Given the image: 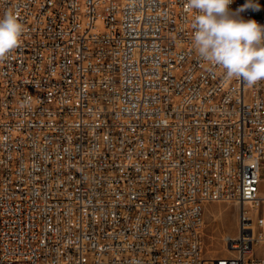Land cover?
I'll list each match as a JSON object with an SVG mask.
<instances>
[{
	"label": "built area",
	"instance_id": "obj_1",
	"mask_svg": "<svg viewBox=\"0 0 264 264\" xmlns=\"http://www.w3.org/2000/svg\"><path fill=\"white\" fill-rule=\"evenodd\" d=\"M255 2L239 15L264 25ZM7 11L25 31L0 61V264H264V80L210 70L186 0ZM221 201L233 254L208 256Z\"/></svg>",
	"mask_w": 264,
	"mask_h": 264
},
{
	"label": "clouds",
	"instance_id": "obj_2",
	"mask_svg": "<svg viewBox=\"0 0 264 264\" xmlns=\"http://www.w3.org/2000/svg\"><path fill=\"white\" fill-rule=\"evenodd\" d=\"M234 0H186L193 11V47L210 70L221 68L225 79H237L248 86L264 80V25L245 20L239 13L259 11L255 0H247L236 12L229 8ZM25 31L18 14L7 11L0 18V61L20 44Z\"/></svg>",
	"mask_w": 264,
	"mask_h": 264
},
{
	"label": "rangeland",
	"instance_id": "obj_3",
	"mask_svg": "<svg viewBox=\"0 0 264 264\" xmlns=\"http://www.w3.org/2000/svg\"><path fill=\"white\" fill-rule=\"evenodd\" d=\"M261 192L264 193V162L261 168ZM238 209L233 202H212L204 209L203 241L208 256L228 255L225 237L233 236L237 228Z\"/></svg>",
	"mask_w": 264,
	"mask_h": 264
},
{
	"label": "bare ground",
	"instance_id": "obj_4",
	"mask_svg": "<svg viewBox=\"0 0 264 264\" xmlns=\"http://www.w3.org/2000/svg\"><path fill=\"white\" fill-rule=\"evenodd\" d=\"M262 181V180H261ZM206 207V206H205ZM237 209H238V213H239V207H238V205H237ZM237 220H238V218H237ZM227 250V249H226ZM227 252H228V255H232L233 254V252L232 251H229V250H227Z\"/></svg>",
	"mask_w": 264,
	"mask_h": 264
}]
</instances>
